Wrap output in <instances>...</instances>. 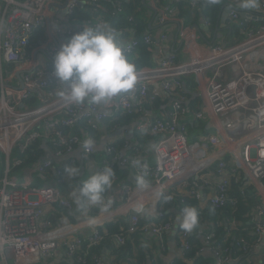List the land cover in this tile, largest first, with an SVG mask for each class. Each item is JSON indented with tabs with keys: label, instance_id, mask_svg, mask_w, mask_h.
Returning <instances> with one entry per match:
<instances>
[{
	"label": "built area",
	"instance_id": "built-area-1",
	"mask_svg": "<svg viewBox=\"0 0 264 264\" xmlns=\"http://www.w3.org/2000/svg\"><path fill=\"white\" fill-rule=\"evenodd\" d=\"M2 1L0 152L4 155L5 163L0 172V264H41L42 261L52 258L59 246L70 257L84 240L87 248L97 245L106 234L97 226L111 220V216L115 215H121L120 217L128 221L125 231L115 235L118 244H123L126 235L136 232L137 229L142 234L161 237L173 227V222L165 218L168 210L165 196L170 187H179L181 192L193 195L203 200V203L208 201L213 206H220L228 199L226 189L238 169H241L245 179L260 198L261 204L254 207L251 222L255 235L259 239L264 235V4L256 11L243 10L258 17L253 20L242 18L241 10L234 3H229L232 6L228 19L240 28L242 36L232 43H212L205 52L199 50L196 31L185 26L181 19L174 21L178 24L177 35L184 44L188 59L176 62L174 54L167 55L152 66L138 69L134 90L121 95L116 105L124 109L136 106L142 116L145 115L147 102L170 97L165 103L168 105L167 111L148 121L137 123L139 130L154 136V162L148 163L138 153L133 156L123 155L118 160L120 166L130 167L134 175L140 174L134 161L139 159L142 163L146 162L149 166L146 177L148 188L140 190L130 185H122L119 195L121 206H112L109 214L97 217L98 225L83 235L79 234L82 224L78 222H63L53 226L46 217L48 210L54 207H64L68 212H72L74 207L55 181L47 185H36L27 169L21 170L20 181L16 175L9 177L12 167L19 164L18 160L11 161L12 150L17 147L23 152L33 139L46 138L53 132L67 146L68 153H71L73 150L69 143L77 142L82 147V140L75 136L67 139L58 127L73 125L81 117L95 126V123L102 121L109 113L102 108L88 109L66 105L56 96L55 89H48L51 84L58 83L53 69H48L46 64L31 67L27 52L29 37L34 29L46 26V7L49 0ZM75 1L77 0H69L66 4L67 16L73 14L77 6ZM79 1L95 3L97 0ZM111 1L115 5L114 14H119V1ZM189 1L192 5L203 2ZM148 2L155 10L161 27L175 18L172 5L163 4L160 0ZM249 20L256 21L257 24H249ZM54 31V39L61 38V42L54 44L53 39H50L47 47H41L52 59L60 46L68 42L74 33H78L75 29L60 27H56ZM65 38L67 41H62ZM166 39L167 32H163L156 39L146 34L142 41L154 45L155 49ZM137 44L138 40L131 39L124 41L122 46L127 52ZM5 64L13 65L12 71L4 70ZM15 71L21 73L23 89H13L6 85L14 78L12 74ZM190 75L197 82L193 92L200 99L196 110L187 107L189 98L182 96L180 92L184 88L183 78ZM33 88L43 91L44 100L37 106L29 107L24 105V100L35 94L31 92ZM113 100L109 101L111 106L114 105ZM183 101L187 103L184 104ZM46 119L49 121L44 123L42 130H36L40 128L41 121ZM197 122H202V127L209 123L213 132H202L188 142V135L197 132ZM124 147L127 148V145ZM132 148L138 152V147ZM81 149V155L87 158L94 152V148L91 151L83 147ZM113 151V146L106 145V153ZM61 156L63 155L59 151L51 157L43 156L35 170L44 174L46 169L53 166L51 159ZM106 165L111 168L113 166L111 161L103 159L96 171ZM68 166H74V161L68 160L54 168L59 182L68 181L65 171ZM159 193L163 194L157 200ZM156 201L158 209L155 220H149L140 226L139 216L143 215L142 209ZM233 225L237 223L234 222ZM176 234L179 248L182 251L188 249L187 233L179 231ZM210 239L211 235L204 237L205 247L201 251L209 250L215 264L231 261L223 255L224 251L211 246ZM95 264L103 263L97 259Z\"/></svg>",
	"mask_w": 264,
	"mask_h": 264
},
{
	"label": "trees",
	"instance_id": "trees-1",
	"mask_svg": "<svg viewBox=\"0 0 264 264\" xmlns=\"http://www.w3.org/2000/svg\"><path fill=\"white\" fill-rule=\"evenodd\" d=\"M117 1H119L121 5V12L117 15L114 14L115 5L111 0H97L95 3L92 1H86V5H83L82 7H79L78 5L76 6L74 13L71 16V20L77 19L81 24H88L93 21V17H96L97 15L104 16L106 19L105 21L108 22L115 31H119L122 38L126 39L125 42L130 41L131 39L138 40V44L126 52V55L135 64L137 70L154 65V45L146 44L142 41L143 36L146 34L151 35L152 32L148 26L149 19L147 18V15H149V9H147L142 0ZM160 2L165 3L163 0H160ZM229 3H231L230 0H219L217 4L211 5L208 0H203V2L192 5L189 0H180L177 2L173 1L171 5L174 7V16L180 18L186 26L196 23L201 19L208 24L209 31L212 35H215L218 32H228V36L225 40H230L228 43H232L237 38L242 36L240 28L236 24L231 23L229 19L226 20L224 24L225 27L220 28V13ZM3 8L4 2L0 0V22L3 15ZM247 22L249 24H257L256 21L252 20ZM44 37L45 30L43 27L34 29L29 37L30 41L27 46V52H30L35 46H37V43H41V41L44 40ZM230 37H233V39ZM46 67L48 69H53V64L47 61ZM12 68L13 65H3V69L6 71L11 70ZM183 85L184 88L180 90L181 95H184L185 97L188 96L190 98L187 104L185 101H183V103L186 104L190 110H196L199 107L200 99L197 96H192V92L197 85L194 76L190 75L183 78ZM60 87L61 85L59 83H53L48 87V89L57 90ZM169 98L170 97L168 96L163 100L158 99L152 102H147V104H145V110L147 106L150 108L165 104ZM39 104L40 101L35 94H32L28 99L24 100V105L29 107H34ZM140 117V112L137 110L136 106H133L130 109H124L120 106L113 105L111 112L102 121L95 123V126L89 123L84 117H81L77 119L75 124L67 127H58V129L61 130L62 135L67 139L75 136L81 141L86 137H95L97 141L100 137L99 131L102 127L106 130L127 127L133 122L139 121ZM47 121H49V119L42 120L40 128H37L36 130H42L44 123ZM204 132L208 131L204 130ZM133 136L136 142L133 146L139 148L138 152H135L133 148L129 149L124 147L127 144H125L122 139L110 144L114 148L113 152H105L106 155L103 159L112 162V169L115 172L113 186L105 193L106 199H111V197H108L110 192H113L112 194L114 195V198H120L119 195L121 186L124 184L129 185V182L124 178L125 175L127 178L126 171L121 169L118 164V160L123 156V154L120 153L122 149L128 150L124 155L133 156L137 155V153L142 154L141 150L146 149V145L152 138H154L153 135L139 130L137 126L133 129ZM69 144L72 150L80 146L77 142H70ZM149 146L150 145H147V148ZM46 151H50L51 155L55 154L57 151H59L62 155L68 154L67 146L64 143H61L52 132L49 133L46 138L38 137L33 139L23 152L15 147L12 150L13 155H11V161L14 156L13 161L18 160L19 164L12 167L11 172H21L23 169L34 167L45 155ZM147 153H149V150H147ZM51 160L52 163L57 166H60L68 161L66 160L56 163L55 158ZM4 163V155L0 152V172L4 167ZM49 169L50 168L46 169L45 173L48 172L52 178V182L55 181L57 186L65 195L68 192L70 185L75 187L78 184L77 180L72 179L59 182L54 171H49ZM41 183V177L35 176V184L41 185ZM204 192L206 194L208 193L207 190H204ZM226 193L228 199L220 206H213L208 201L203 203V200L201 201L193 195L181 192L179 187L174 186L168 189L166 196H171L172 199L171 201L165 200L166 207L168 209L166 210L167 213L165 214V218L172 223L174 222L173 218L178 214L179 210L185 206L191 205L197 209L200 221L197 229L194 230L192 234H187L186 240L189 244V248L184 250L183 257L175 259L173 264H187L186 261L189 260H192V264H215V259L212 256L211 258H205L200 255V253L203 252L201 249L205 247L204 237L206 235H211V246L218 247L221 251H224L223 255L227 256L231 260L223 264H249L247 261L249 247L257 240L254 233V226L251 222V217L253 216L254 207L261 204V201L259 196L256 195L253 186L245 179L241 169H238L236 175L231 178V182L226 189ZM230 200H233V202ZM73 206L72 213L75 210V205L73 204ZM64 210L68 213V215H71V213L64 207H54V211L56 213H60V211L63 212ZM97 210H99V208L93 206L89 212L95 214L97 213ZM52 213H46V217L51 220L53 226L59 225L63 222H75L74 216H70L71 221L57 222L56 219H58V215H52ZM147 221L149 220H147L146 216H139L140 226L147 223ZM234 222L238 224L235 229L232 227ZM127 226L128 221L123 217L116 221L109 220L104 224L97 226L100 231L106 232L103 239L91 248L86 247V241L84 240L77 251L70 256L73 259V263L95 264L97 259L102 261L101 257L93 254V251L99 248L105 251L109 250L110 254L114 256V262L116 264H152V260L157 261V264H161L158 258L155 259L153 257L152 250L148 249L146 245L142 243L147 235L142 234L138 229L136 232L126 235L125 242L123 244H118L116 242L115 235L125 231ZM234 230H236L234 233L235 238L232 239V237L229 236V233ZM179 231L182 230L177 227V232ZM232 261L235 263H231ZM153 264H155V262Z\"/></svg>",
	"mask_w": 264,
	"mask_h": 264
},
{
	"label": "clouds",
	"instance_id": "clouds-1",
	"mask_svg": "<svg viewBox=\"0 0 264 264\" xmlns=\"http://www.w3.org/2000/svg\"><path fill=\"white\" fill-rule=\"evenodd\" d=\"M215 5L219 0H208ZM264 0H239V8L244 11L259 10ZM53 74L61 85L56 96L66 105L83 106L88 109L104 108L109 101L134 90L137 84V69L126 55L118 33L106 22L95 26H85L74 33L68 42L63 43L53 58ZM96 141L86 137L81 146L91 151ZM140 174L134 176V183L140 190L148 188L146 179L148 164L139 159L134 161ZM69 179L78 184L69 193L76 211L85 212L90 207H98L100 213L109 214L113 205L105 193L112 188L115 172L109 166L81 176V168H65ZM163 193L157 194V200ZM166 196V201H171ZM155 205L142 209L146 217L155 215ZM97 220L90 218L88 224L95 225ZM199 213L191 205L185 206L175 215V225L184 233L192 234L199 226Z\"/></svg>",
	"mask_w": 264,
	"mask_h": 264
},
{
	"label": "crops",
	"instance_id": "crops-1",
	"mask_svg": "<svg viewBox=\"0 0 264 264\" xmlns=\"http://www.w3.org/2000/svg\"><path fill=\"white\" fill-rule=\"evenodd\" d=\"M64 1L65 0H49V3L46 7V9H47L46 13L49 10V16L48 17H49L50 22H51L52 31H54V29H56V27H60L63 29L71 28V29H75V31L80 32L83 30V28L85 26H95L97 23L106 22L105 17L102 15H97L96 17H93V21L89 22L88 24H86V23L81 24V23H79V21L77 19L71 20L72 15L67 16L65 8H64V13L61 15L60 9L53 6V4L61 5L64 3ZM173 1L174 0H163V2H165L163 4L171 5V3ZM230 1H231V3H234V5L239 8V0H230ZM143 2L145 3V5L149 3L148 0H144ZM86 4H87V2L83 1V4L79 5V7H82L83 5H86ZM241 11H243V10H241ZM151 14L152 13L149 12V15H147V18L149 19V21H151V18H152ZM259 14H261V13H259ZM178 19H180V18L175 17L173 20H171L168 23V25H166L164 27L160 26L157 19L156 20L154 19L152 21V23H151V27H152L151 36L153 38L156 39V38H158L160 33L167 32V39L164 41H161V43L158 46H156V48L154 49V52H153V63L154 64L159 62L162 58L166 57L167 55H173V54L175 56L176 62H181V61L188 59L189 55L186 56L187 51L184 47V44L181 42L180 38L177 35L178 24L174 21H177ZM200 20H198L196 23L188 25V27L190 29L195 30L197 35H198L197 42H198L200 51H203V52L207 51V49L209 48V46L212 43L220 42L222 44H225V43H228L230 41V40H225L228 36V32H225V33L224 32H218L217 34L212 35V33H210L209 29L205 30L203 28H199V26L195 27V25L200 24ZM106 23H108V22H106ZM224 27L225 26H221L220 28H224ZM44 30H45L44 40H42L41 43H37L38 45L35 46L30 52H28V58H29V60H31V67L32 68L40 67L41 65L46 64V62L48 61L42 52L37 51V50H40L41 47H43V45H45L47 47L46 44L49 45L48 41L50 39H52V37L48 33L47 26L44 27ZM117 33H118L119 40L121 41V43H123L126 39L122 38L120 36L119 31ZM170 34L174 35L173 38H169ZM230 38L233 39V37H230ZM60 40H61V38H58L57 40L55 39V42H61ZM55 42L53 41L54 44H56ZM12 76L14 78L10 79L9 83H7L6 85H9L12 87L19 86V83H18V80L16 79V77L13 74H12ZM192 94H193L192 96H196V93L192 92ZM187 98H189V97L187 96ZM189 100H190V98L188 99V101ZM113 101H114L113 104L117 105L116 98ZM112 107L113 106H111V103H108V105H106L102 109L107 110L108 113H110ZM148 107L149 106L146 107L145 115H142L140 117V119H139L140 122L148 121L150 118H154L155 116H159L160 114L164 113L168 109V105H166V104H162L160 106H154V107H150V108H148ZM137 123H138V121H135L130 126L119 127L117 129H114V130L113 129L106 130L104 127H102L99 131V133H100L99 139L96 141V138L93 137V139L96 141V144L94 146L95 149H94L93 154L90 155L88 158L81 155V152H82L81 148L82 147L78 146L71 153H68L67 155H63V156L58 157V158H55V162L60 163L62 161H66V160H73L74 166H78L81 168V176H83V175L86 176V175L90 174L91 172H94L97 170V166L100 165L102 159L106 155L105 154L106 145L111 144V143L113 144L114 142H117L120 139H122V141L124 143L127 142V148H129V149L132 148L133 145H135L136 142H135V139L133 136V129L137 126ZM196 124H197V130H198V125H199V127H200L199 129L201 130V133L204 132V130H207V131L209 130L208 132H213V129H211L210 127L209 128L207 127L208 123H205L203 125V127H202V122H197ZM153 141H154V138H152L149 141V143L147 145H150V146L148 148L146 145V149H143V150L140 149L141 153H142V154H140V156L145 158L147 160V162L151 163V164L154 162L153 149H152ZM147 150H149V153H147ZM127 151H128L127 149H122V151L120 153L124 155L125 153H127ZM44 157H51V152L46 151ZM36 166H37V164L34 167L26 168L28 170V173L32 176L34 183H35V176H39L42 179L41 185L51 184L52 178L48 174V172H46L44 174L38 173L35 170ZM55 167H57V165L53 164V166L49 169V171L50 170L54 171ZM120 168L124 169L126 171L127 178H126V175L124 176V178H125V180H127L129 182L130 187L136 188V185L134 183V176H135L134 172H132L130 167L128 168L127 166L126 167L120 166ZM77 178L79 179V177H77ZM78 179H77V181H78ZM72 188L73 187L70 185L69 190L66 193V195L68 196V198L70 200H71V198H70L69 193L71 192ZM112 193L113 192H110V194L108 195V197H111V199L113 200L112 206L113 207L121 206L120 198H114V195ZM71 202H72V200H71ZM152 205H155V212H157L158 202L157 201L152 202V204L149 206H152ZM53 211H54V209H49L48 213H52ZM70 213H71V215H68V213H66L65 210L63 212L60 211V213L59 212L56 213L54 211L52 213V215H58V219H56L57 222L71 221L70 216H74V219H75L74 221L82 224L80 226L79 234H83V235L88 234L89 231L93 227L98 225V223H96L95 225L90 226L88 224V220L90 218L97 219V217L101 218L102 216H104V214L100 213L99 210H97V213H95V214H92L91 212H88V213L79 212V211H76V209L74 210L73 213L72 212H70ZM155 215H156V213H155ZM155 215H153L151 217H146V218H147V220L154 221ZM120 216L121 215L111 216L112 217L111 220H114V221L119 220V218H122ZM173 220H174V222H173L174 224H173V227L171 228V230L165 232L161 237H155V236L148 234L147 237L145 238V240L142 242L144 245H146V247L148 249L152 250L153 257L155 259L158 258L161 264H173L175 259L183 257V251L179 248V245H178L179 239H178L177 234H176L177 226L175 225V217L173 218ZM237 225H232L233 229H235L237 227ZM235 231L236 230L229 233V236H231L232 239L235 238V235H234ZM93 254L101 257L103 264H116L114 262V256L110 254L109 250L105 251V250H101V249L97 248L96 250L93 251ZM200 255H202L205 258L206 257L211 258V253L207 249L203 250V252H201ZM233 261H236V260H233ZM233 261L231 263H235ZM247 261L249 264H264V235L262 237H260V239L257 237V240L249 247V255H248ZM154 262H155V264H157V261L152 260V264ZM186 262H187V264H192V260H189ZM41 264H74V263H73V259L71 257L67 256V254L64 251V248L62 246H59L55 255L50 259L42 261ZM121 264H124V263H121ZM147 264H150V263H147Z\"/></svg>",
	"mask_w": 264,
	"mask_h": 264
},
{
	"label": "water",
	"instance_id": "water-1",
	"mask_svg": "<svg viewBox=\"0 0 264 264\" xmlns=\"http://www.w3.org/2000/svg\"><path fill=\"white\" fill-rule=\"evenodd\" d=\"M68 1L69 0H65L64 3L61 4V5H59V4H53V6L57 7L58 9H60V12H61L60 14L62 15L64 13V8H65L66 4L68 3ZM75 3H76V5L79 6V5L83 4V1L77 0V1H75ZM145 6L147 7V9H149L150 13H152L151 14V16H152L151 21L148 22L149 29H152L151 23H152V21L154 19L155 20L157 19V14H156L155 10L149 4H146ZM231 6H232L231 4L226 5V7L221 12V14H220V27L221 26H224L226 20L228 19V14H229L230 7ZM253 11H256V10H253ZM48 16H49V10L46 13V26H47V30H48L49 35L52 37L53 41L55 42V39H54L53 33H52L51 22H50V19H49ZM240 16L242 18H251L253 20H257V18H258L256 15H252V14H249V13H245L244 11H241L240 12ZM198 26H199V28H203L205 30H208L209 29L208 26H206L202 20H200V24L199 25H195V27H198ZM173 36H174L173 34H170L169 35V38H173ZM62 41H67V38L62 39ZM55 43H57V42H55ZM37 51L42 52L45 55V57L47 58L48 62H50L51 64H53V59L47 54V52H46V50L44 48H41L40 50H37ZM17 67L18 66L16 65L15 68H17ZM14 75H15L16 79L18 80L19 86H17V87H15V86L12 87V86H9V85H7V86H9V87H11L13 89H23L24 85H23L22 80H21V76H20L21 73H20V71H15L14 72ZM31 92L35 93V95L37 96V98L39 99L40 102H42L44 100L43 91L40 90L39 88H33V89H31ZM120 96H118L116 98V102L118 101V98ZM207 127L208 128L210 127V124L209 123L207 124ZM94 149H95V147H94ZM124 167H126V166H124Z\"/></svg>",
	"mask_w": 264,
	"mask_h": 264
},
{
	"label": "rangeland",
	"instance_id": "rangeland-1",
	"mask_svg": "<svg viewBox=\"0 0 264 264\" xmlns=\"http://www.w3.org/2000/svg\"><path fill=\"white\" fill-rule=\"evenodd\" d=\"M201 133V130L198 129L196 133H190L188 135V142H191L192 139H195L197 137V135H199ZM13 155V154H12ZM14 157V156H13ZM13 157H12V161H13ZM16 175L17 178H18V181H20L21 179V172L20 171H12L10 174H9V177H12Z\"/></svg>",
	"mask_w": 264,
	"mask_h": 264
}]
</instances>
